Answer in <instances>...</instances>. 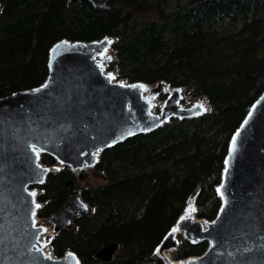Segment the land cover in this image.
Here are the masks:
<instances>
[{
	"label": "trees",
	"instance_id": "16d2710c",
	"mask_svg": "<svg viewBox=\"0 0 264 264\" xmlns=\"http://www.w3.org/2000/svg\"><path fill=\"white\" fill-rule=\"evenodd\" d=\"M152 13L143 21L131 14ZM140 11V12H139ZM141 19V18H140ZM115 37L110 68L129 83L166 82L205 97L204 114L173 118L158 129L106 148L95 169L103 182L81 190L95 209L53 239L57 257L72 250L81 264H164L155 255L195 197L196 214L214 219L232 136L264 91V0H0V96L45 83L57 42ZM41 161L57 160L43 153ZM64 167L39 185L40 218L72 197ZM121 248L107 262L98 251ZM207 242L183 240L175 258L201 255Z\"/></svg>",
	"mask_w": 264,
	"mask_h": 264
},
{
	"label": "water",
	"instance_id": "95a60500",
	"mask_svg": "<svg viewBox=\"0 0 264 264\" xmlns=\"http://www.w3.org/2000/svg\"><path fill=\"white\" fill-rule=\"evenodd\" d=\"M83 1L106 9L111 0H70V3ZM105 38L88 42L66 39L57 42L50 49L49 75L45 82L49 77L51 82L47 89L33 93L32 90L40 85L0 96V264H81L72 250L57 257L52 246L54 256L46 259L35 247L43 230L38 223L33 228L32 220L39 218L38 212L43 204L37 195L35 202L41 207L33 218L29 186L43 185L56 167L43 165L40 157L39 164L43 168L51 167L52 171L44 177L43 184L35 183L37 177L26 145H48L45 153L73 169L85 164L96 166L102 152L108 148L104 145L113 140L119 141L116 145L135 135L154 131L173 118L201 115L197 114L201 110L196 105H181L184 87H177L165 106L155 112L142 98L140 86L145 82L120 84L109 81L94 58L107 47L101 43ZM63 41L77 47L54 53L52 49ZM254 105V114L242 130L238 150L228 165L227 177L224 171L222 173L221 183L227 199L223 215L215 225L211 222L217 220L218 214L212 220L197 215L181 226L185 240L191 243L196 240L194 244L207 242L206 250L201 255L180 259L172 256V260L191 258L184 264H264V91L249 112ZM209 110L210 106L202 114ZM129 132L134 134L127 135ZM98 149L102 150L93 160L91 153ZM229 151L230 146L226 159ZM221 201L223 204L222 198ZM83 205H87V209ZM92 209L81 192H77L48 218V222L56 234L61 229L71 228L77 219L90 214ZM202 220L208 222V231L203 230ZM169 232L165 236L168 239L164 237L160 243L161 249L177 250L176 234L169 237ZM210 241H215L214 247ZM120 248L119 243H112L101 248L96 256L109 262ZM166 263L172 264L165 260Z\"/></svg>",
	"mask_w": 264,
	"mask_h": 264
},
{
	"label": "snow or ice",
	"instance_id": "6c2138e0",
	"mask_svg": "<svg viewBox=\"0 0 264 264\" xmlns=\"http://www.w3.org/2000/svg\"><path fill=\"white\" fill-rule=\"evenodd\" d=\"M107 46H110L112 43H114V41H112L111 39H108L107 37L105 38V40L103 42H101ZM77 47L76 45H69V42L68 41H63L59 44H57L55 46L54 49H52V51L55 53V52H59L60 50L62 49H65V50H70L71 48H75ZM108 51V47H104L101 51H99L97 54L100 56V57H104L106 55ZM95 58V57H94ZM107 60L110 62L112 60V57L111 56H107ZM100 67L102 68L103 65L101 64ZM50 68H51V64H50ZM115 79V76L112 75V74H109L108 76V80L111 81V80H114ZM51 82V77H49V80L47 82H45V84L41 85L39 88H36L33 91V93H40L42 92L44 89H47L49 87V83ZM123 86V85H121ZM143 91H147V88L144 87V86H140ZM165 91H168L167 89H165ZM158 95V94H157ZM153 99H155V95L153 96ZM167 103V101H165V104ZM197 109H200L201 111L198 112L197 114H202L203 111H207L206 108H204V105L203 104H198L195 106ZM254 111H255V105L253 106V110L250 111L248 113V116L245 118V120L242 122V125H241V128L238 129L236 131V133L232 136L231 138V142H230V151H229V157L225 160V168H224V176L225 178L227 177L228 173H229V167L228 165L230 164V161L234 158V155L235 153L237 152L238 150V141H239V137L241 135V132L242 130L248 125L249 121L251 120L253 114H254ZM166 122V121H164ZM159 126V125H157ZM147 130H151V129H147ZM134 133L132 132H129L127 133V135H133ZM122 137H120V139H122ZM119 142L118 140H113L112 143H109V144H105L104 147H112L115 143ZM26 149H27V154H28V157L29 159L31 160L32 164H33V173H34V176L37 177V179L34 180L35 183H39V184H43L45 181H44V177L48 174L49 171H51L50 169H47V168H43L40 164H39V160H40V157L43 153L47 152V149H48V145L46 144H42V145H38L36 143H29L28 145H26ZM102 149H98L96 152H93L91 153L92 155V158L93 160H96L98 155H99V152L101 151ZM82 155H88V153H82ZM61 163H64V161H61ZM89 166H93V165H89ZM55 171H60L61 169L59 168H56L54 169ZM27 191V189H25ZM217 193L221 196V198L223 199L224 203L222 204L220 210H219V213H218V216H217V220H213L211 222V224L215 225L217 223V221L220 219V217L223 215L224 211H225V205L227 204V199L225 198V194H224V184L221 183L220 186L216 189ZM28 196L32 198L31 200V204L33 206V210L31 211V216L33 218H35L36 216V210H38L41 205L39 203H36L35 202V197H36V192L35 191H29L28 192ZM83 207L85 209H87V205H83ZM92 211H95V209H92ZM196 209L195 207L193 206V204H189L188 208L186 209V214L181 216L180 217V220L177 224V226L173 227L168 236L169 237H175V234L180 232L181 231V226H182V223L188 219L191 218V216L193 215V213H195ZM37 225H36V221L35 219L32 220V227L35 228ZM42 227V226H41ZM203 230L204 231H208V222H204V226H203ZM43 231H47V229H43ZM165 239H168V237H165ZM2 242V241H0ZM193 243H196L197 241L196 240H193L192 241ZM176 243L178 244L179 241H176ZM210 243L212 244V246L214 247L215 246V241H210ZM37 251H39V249H37ZM155 252L157 254H159L161 252V249L160 247H157L155 249ZM69 257H71V254H69ZM46 259H51V255L49 254V256L45 257Z\"/></svg>",
	"mask_w": 264,
	"mask_h": 264
},
{
	"label": "rangeland",
	"instance_id": "374dc122",
	"mask_svg": "<svg viewBox=\"0 0 264 264\" xmlns=\"http://www.w3.org/2000/svg\"><path fill=\"white\" fill-rule=\"evenodd\" d=\"M176 3H177V0H173V6L174 7L176 6ZM151 16H153L152 13H144V14L140 13V14H138V13H136V11H134L131 14V19L136 18L138 20L143 21L145 19L150 18ZM109 39H111L114 42L116 41L115 37L114 38L113 37H109ZM113 44L114 43H112L110 46H107L108 47V51H107L106 55L104 57H100L98 55L97 56V60L104 62L105 60H107V56H111L112 59H114ZM108 69L110 70V69H113V68H108ZM118 77H119V75H118ZM120 80H122L124 83H129L124 78H120ZM147 84L151 87V93L153 95H155V99H154V103L156 104L154 106L155 107V109H154L155 112H159L165 106V101L175 91H177V89H178L177 87L171 86V85L167 84L166 82H161V83L153 84V85H151L149 83H147ZM165 89H167L168 91H165ZM180 103H181V105L183 107H190V106H193V105L203 104L204 108H206L207 110L209 109V104H208V101H207V99L205 97L194 96L192 94H189L185 89H182V91H181V101H180ZM57 164L61 166L60 169H63L64 167H67L71 171V173L74 175L73 178H71L73 183L71 185H69V186L72 187L74 193L81 192V190L84 189V188H87V187L92 186L94 184H98V183H102L103 182V177H102L101 173L97 172V170L95 169V165L89 166L88 164H86L87 167H80V168H77V169H71L69 166H62L63 164H61L58 160H57ZM56 172H58V171L53 170V173H56ZM29 189L30 190H37L38 191V195H40L41 192H42L40 187H39V185H30ZM197 192H198V190H196L191 195L189 200L187 201V204H186L184 212L182 213V216L186 214V209L188 208L189 204H193V206L197 210V206L195 205V197L197 195ZM40 203H41V205L43 204L41 201H40ZM191 217L197 218L196 211H195V213H193V215ZM39 219H40L39 220L40 224L48 226V227H51L50 230H48L45 233L44 236L46 237V241L49 243V245H47V250L49 252H52L51 241H52L53 235H55V232L53 231L52 225L48 222V218H40L39 217ZM184 239H185L184 236L178 235L176 233L175 240L179 241L178 248H179L181 242ZM158 247H160V249H161L160 245ZM161 251H162V249H161ZM175 253H176V250H173L171 255L174 256ZM155 255L158 256L159 258H161L163 263L165 264V259L163 258V256H161V252L159 254H157L155 252Z\"/></svg>",
	"mask_w": 264,
	"mask_h": 264
},
{
	"label": "bare ground",
	"instance_id": "6f19581e",
	"mask_svg": "<svg viewBox=\"0 0 264 264\" xmlns=\"http://www.w3.org/2000/svg\"><path fill=\"white\" fill-rule=\"evenodd\" d=\"M73 4V3H72ZM97 63V62H96ZM103 65V67L101 68L100 65ZM97 65L99 66L101 72L106 76L108 77L109 74H112L115 76V74L113 72H110L108 69H106V66H105V62L103 61H98ZM114 82H117V83H120V84H123L124 82L118 78L115 77L114 80H112ZM132 85V84H131ZM142 86L146 87L147 88V91H143L142 89V98L144 99V101H146L149 105H150V108L152 109V111H154L155 109V103H154V99H153V94L151 93V87L147 84V83H141ZM161 116V114H160ZM163 121H167V120H163ZM43 155V154H42ZM41 155V156H42ZM83 167H87L86 164L83 166ZM48 169H50L52 171V168L51 167H48ZM30 191H35L36 192V197L38 195V191L37 190H30ZM204 222H206L205 220H202V223L204 225ZM174 227V226H173ZM172 227V228H173ZM48 229L49 227L48 226H45L43 225L42 226V230L43 229ZM45 231H42L41 235L39 236L38 238V241L36 243V249H39V251L45 256H49V254L51 255V258L54 256L52 252H49L47 250V245H49V243L46 241V237L44 236L45 235ZM178 235H182L184 236V231L181 230L180 232L177 233ZM185 237V236H184ZM173 252V249H164L161 251V256H163V258L166 260V262L168 261H171L172 264H184V263H187L190 259H184V260H180V261H175V260H172V255L171 253ZM167 264V263H166Z\"/></svg>",
	"mask_w": 264,
	"mask_h": 264
},
{
	"label": "built area",
	"instance_id": "2783aa9c",
	"mask_svg": "<svg viewBox=\"0 0 264 264\" xmlns=\"http://www.w3.org/2000/svg\"><path fill=\"white\" fill-rule=\"evenodd\" d=\"M95 60H96V62L98 63L99 60H97V56H95ZM104 62H105L106 69L110 68V66H109L110 62H108L107 60H105ZM108 70H109V69H108ZM109 71H110V72H113V73L115 74V77L118 78V79H120V78L118 77L117 71H116L115 69H110ZM58 161H59V160H58ZM59 162L61 163V161H59ZM61 164H63L62 166H69V165H66V164H64V163H61ZM55 167H56V168H59V169L61 168V166L58 165V164H56ZM39 220H40V219L37 218V219H36V221H37L36 223L40 224V223H39ZM41 225H42V224H41ZM42 226H43V225H42ZM52 227H53V226H52ZM50 228H51V227H49V228L47 229V231L50 230ZM47 231H46V232H47ZM53 237H54V235H53Z\"/></svg>",
	"mask_w": 264,
	"mask_h": 264
},
{
	"label": "flooded vegetation",
	"instance_id": "af4514ba",
	"mask_svg": "<svg viewBox=\"0 0 264 264\" xmlns=\"http://www.w3.org/2000/svg\"><path fill=\"white\" fill-rule=\"evenodd\" d=\"M73 183V181L72 182H70V183H67V185H71Z\"/></svg>",
	"mask_w": 264,
	"mask_h": 264
}]
</instances>
